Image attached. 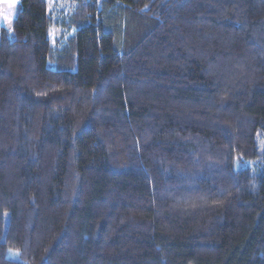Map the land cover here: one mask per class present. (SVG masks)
I'll return each mask as SVG.
<instances>
[{
    "label": "trees",
    "instance_id": "obj_1",
    "mask_svg": "<svg viewBox=\"0 0 264 264\" xmlns=\"http://www.w3.org/2000/svg\"><path fill=\"white\" fill-rule=\"evenodd\" d=\"M0 264H264V0H19Z\"/></svg>",
    "mask_w": 264,
    "mask_h": 264
},
{
    "label": "snow or ice",
    "instance_id": "obj_2",
    "mask_svg": "<svg viewBox=\"0 0 264 264\" xmlns=\"http://www.w3.org/2000/svg\"><path fill=\"white\" fill-rule=\"evenodd\" d=\"M17 0H0V5H7L6 8H0V26H7L11 31L13 22V9Z\"/></svg>",
    "mask_w": 264,
    "mask_h": 264
},
{
    "label": "rangeland",
    "instance_id": "obj_3",
    "mask_svg": "<svg viewBox=\"0 0 264 264\" xmlns=\"http://www.w3.org/2000/svg\"><path fill=\"white\" fill-rule=\"evenodd\" d=\"M47 1L49 3V8L50 9H54V7H58V1L59 0L58 1L57 0H47ZM18 3H19V0H17V3H16V5H15V7L13 9V18L15 16L16 8H17ZM6 7H7V5H0V8H6ZM5 27H7V26H5ZM57 36H58V33H56V31H54V30L51 31L50 38H51L52 42L55 41Z\"/></svg>",
    "mask_w": 264,
    "mask_h": 264
},
{
    "label": "crops",
    "instance_id": "obj_4",
    "mask_svg": "<svg viewBox=\"0 0 264 264\" xmlns=\"http://www.w3.org/2000/svg\"><path fill=\"white\" fill-rule=\"evenodd\" d=\"M1 27V26H0Z\"/></svg>",
    "mask_w": 264,
    "mask_h": 264
}]
</instances>
